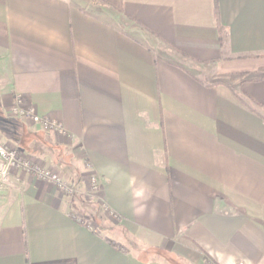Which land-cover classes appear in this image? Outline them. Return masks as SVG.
<instances>
[{
	"label": "crops",
	"instance_id": "obj_1",
	"mask_svg": "<svg viewBox=\"0 0 264 264\" xmlns=\"http://www.w3.org/2000/svg\"><path fill=\"white\" fill-rule=\"evenodd\" d=\"M257 71L264 0H0V140L77 189L12 172L0 264H264Z\"/></svg>",
	"mask_w": 264,
	"mask_h": 264
},
{
	"label": "built area",
	"instance_id": "obj_2",
	"mask_svg": "<svg viewBox=\"0 0 264 264\" xmlns=\"http://www.w3.org/2000/svg\"><path fill=\"white\" fill-rule=\"evenodd\" d=\"M13 112L26 119H34L39 121L41 116L36 113L33 106L27 105L22 96H18L16 105L13 107ZM47 129H54L47 119L44 122ZM16 170H24L32 173L35 177L42 180H49L59 186L65 192H69L70 185L67 184L61 175L51 168L45 166L43 163L32 159L27 154H20L16 148L3 143L0 140V190L12 185L11 174ZM93 189L99 190L101 187V180L98 176L92 175L91 178Z\"/></svg>",
	"mask_w": 264,
	"mask_h": 264
},
{
	"label": "rangeland",
	"instance_id": "obj_3",
	"mask_svg": "<svg viewBox=\"0 0 264 264\" xmlns=\"http://www.w3.org/2000/svg\"><path fill=\"white\" fill-rule=\"evenodd\" d=\"M261 71H257V72H251L250 74H251V76H252V78H254L253 76H257V75H261V76H257V79L258 78H262V77H264L263 76V72H261ZM239 75H236V74H230V75H225L224 76V79L225 80H229V81H231V80H236L237 79V77H238ZM30 106H33L34 107V105L32 104V103H30L29 104ZM35 108V107H34ZM35 111H36V113L37 114H39V112L37 111V109L35 108ZM40 116H41V118L42 119H40L39 121H36V120H34V119H28V120H32V121H36V122H39L42 126H43V128L46 130V131H49V132H59V133H64L65 132V129H64V126H63V123L60 121V120H58V119H56L55 117H53L51 114H44V115H42V114H39ZM18 116V115H17ZM18 117H20V116H18ZM20 118H22V117H20ZM46 119L54 126L55 125V128L54 129H52V130H50V129H47L46 127H45V121H46ZM9 146H11V145H9ZM13 148H16L17 150H18V152L20 153V154H25L24 152H22L18 147H16V146H13ZM49 168H51V167H49ZM52 170H54V171H56L59 175H61V172H59L58 170H55V169H53V168H51ZM92 175H96V176H98L99 178H100V176L98 175V173H96V172H93V173H89V176H88V185H89V190H90V192H92V195H97V193L99 192V190H94L93 189V186H92V182H91V178H92ZM63 178V177H62ZM65 181V180H64ZM66 182V181H65ZM70 185V184H69ZM70 191L69 192H67V193H74V192H76L77 191V189L73 186V185H70ZM98 202L100 203V201L98 200ZM104 207H105V205H103ZM107 213L109 214V216L113 219V221L116 223H119V221H121L120 219H121V216H120V214H118L117 212H115V211H113V210H110L109 208H107ZM79 217H82L81 215H79V214H77ZM206 261H207V264H213V262H212V260H210V258H207L206 259Z\"/></svg>",
	"mask_w": 264,
	"mask_h": 264
},
{
	"label": "trees",
	"instance_id": "obj_4",
	"mask_svg": "<svg viewBox=\"0 0 264 264\" xmlns=\"http://www.w3.org/2000/svg\"><path fill=\"white\" fill-rule=\"evenodd\" d=\"M206 257V256H205Z\"/></svg>",
	"mask_w": 264,
	"mask_h": 264
}]
</instances>
